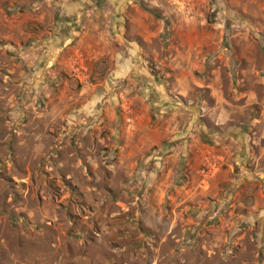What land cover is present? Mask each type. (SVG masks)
<instances>
[{
  "label": "rangeland",
  "instance_id": "374dc122",
  "mask_svg": "<svg viewBox=\"0 0 264 264\" xmlns=\"http://www.w3.org/2000/svg\"><path fill=\"white\" fill-rule=\"evenodd\" d=\"M76 2L0 0V264H264V0Z\"/></svg>",
  "mask_w": 264,
  "mask_h": 264
},
{
  "label": "crops",
  "instance_id": "0c3cea01",
  "mask_svg": "<svg viewBox=\"0 0 264 264\" xmlns=\"http://www.w3.org/2000/svg\"><path fill=\"white\" fill-rule=\"evenodd\" d=\"M91 1L92 0H77L75 6H82V5L89 6V5H91V3H90ZM104 1L106 2L107 0H104ZM111 1L113 3H116V1H118V0H111ZM71 12H72V10H71ZM84 15H85V17H84L85 19L82 20V24L83 25L80 27L79 31H76L77 33L78 32L79 33H83V34H81V36H78V34L76 33V38H79L81 40L84 37L83 35H86L88 32L91 33L93 36H95V34H97V33L99 34L101 32V30H99V27L102 25L101 22H99V24H96V20L91 19L94 15L98 16V14L94 13V10L93 9L92 10H88V11L85 10V14ZM75 22H78V21H75ZM97 30H98V32H96ZM88 36H91V35H88ZM245 191L246 190H244V189L240 191L241 192V201H243V199L247 198V200H246V201H248L247 208L248 207L249 208L251 207L252 210H255L254 209V203H256V200H255L256 197L254 198V196H253L254 201L252 200V202L251 201L249 202L248 196L247 197L245 196V193H244ZM238 207H243V206L240 205V204H237L236 205V208H238Z\"/></svg>",
  "mask_w": 264,
  "mask_h": 264
}]
</instances>
